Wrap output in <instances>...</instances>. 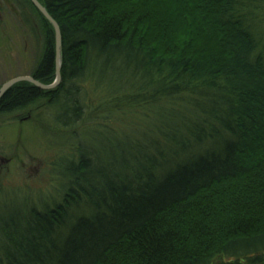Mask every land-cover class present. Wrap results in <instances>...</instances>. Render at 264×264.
Returning <instances> with one entry per match:
<instances>
[{
  "label": "trees",
  "instance_id": "obj_1",
  "mask_svg": "<svg viewBox=\"0 0 264 264\" xmlns=\"http://www.w3.org/2000/svg\"><path fill=\"white\" fill-rule=\"evenodd\" d=\"M38 1L62 81L0 117L51 108L68 147L46 194L0 199V264H264V0ZM13 2L52 85L54 27Z\"/></svg>",
  "mask_w": 264,
  "mask_h": 264
},
{
  "label": "rangeland",
  "instance_id": "obj_2",
  "mask_svg": "<svg viewBox=\"0 0 264 264\" xmlns=\"http://www.w3.org/2000/svg\"><path fill=\"white\" fill-rule=\"evenodd\" d=\"M39 47L13 0H0V89L10 80L32 72ZM54 114L45 106L0 117L1 200L13 199L17 208L23 207L24 197H39L52 189L53 163L68 147L65 140L55 139L58 136L53 131L58 126ZM46 127H51V132ZM16 207L12 215L17 213Z\"/></svg>",
  "mask_w": 264,
  "mask_h": 264
},
{
  "label": "water",
  "instance_id": "obj_3",
  "mask_svg": "<svg viewBox=\"0 0 264 264\" xmlns=\"http://www.w3.org/2000/svg\"><path fill=\"white\" fill-rule=\"evenodd\" d=\"M32 4L39 10V12L53 25L55 33H56V81L52 85H44L39 81H36L30 76L17 77L15 79L10 80L5 83L0 89V100L6 95V93L13 88L15 85L22 82H29L36 86L41 90H53L57 88L61 81V70H62V34L61 29L58 23L51 17L47 9L38 1V0H30Z\"/></svg>",
  "mask_w": 264,
  "mask_h": 264
},
{
  "label": "bare ground",
  "instance_id": "obj_4",
  "mask_svg": "<svg viewBox=\"0 0 264 264\" xmlns=\"http://www.w3.org/2000/svg\"><path fill=\"white\" fill-rule=\"evenodd\" d=\"M56 81V80H55Z\"/></svg>",
  "mask_w": 264,
  "mask_h": 264
}]
</instances>
